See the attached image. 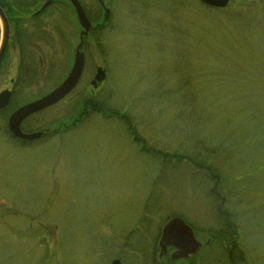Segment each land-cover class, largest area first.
<instances>
[{
    "label": "rangeland",
    "instance_id": "rangeland-1",
    "mask_svg": "<svg viewBox=\"0 0 264 264\" xmlns=\"http://www.w3.org/2000/svg\"><path fill=\"white\" fill-rule=\"evenodd\" d=\"M78 1L100 24L97 2ZM105 5L79 85L34 125L72 129L20 150L0 135V264H164L157 244L172 217L209 241L172 264H264V0ZM42 19H59L55 66L24 101L63 81L78 42L66 1ZM86 102L100 114L72 121Z\"/></svg>",
    "mask_w": 264,
    "mask_h": 264
},
{
    "label": "flooded vegetation",
    "instance_id": "flooded-vegetation-1",
    "mask_svg": "<svg viewBox=\"0 0 264 264\" xmlns=\"http://www.w3.org/2000/svg\"><path fill=\"white\" fill-rule=\"evenodd\" d=\"M46 1L47 0H43L42 4L38 6L36 5L38 0H0V9L6 17V25L4 24V27H6V32L4 31L3 24L0 22V49L3 38L6 39L4 51L0 59V73L4 74V88L0 91V93L4 91L9 93V102L7 107L3 110H0V135L1 137H3L6 143L18 150L31 147L34 144L41 143L42 141L63 133L61 131L66 132L71 129V127H66L65 124H59L58 128L49 129L50 133L47 136L39 138L38 140L29 141L15 136L14 134H12L8 127L10 117L19 108L42 97L40 96L31 101H24L23 97L25 92L27 91L25 90L26 87L41 86V84L44 83L46 76L49 75V73L54 69L55 66V47L59 44V26H57L59 19H42V16L59 0L53 1L48 7H46L42 12L39 13L38 11H40L41 7ZM34 7L36 8L34 13L32 15L30 14L29 16V8ZM37 13L39 14L35 15ZM105 20L106 27L109 19ZM89 22L91 23V28L88 31V34L86 36L80 37L82 34V29L79 28L80 31L78 33V42L71 51L72 63L74 52L77 46L82 42L81 52L83 53L84 57V67L86 65V47L87 45H89L87 41L91 35H94L96 33V28L98 26L96 23H93V21H90V19ZM79 82L77 86L79 85ZM102 84L98 85L95 90H91L89 88L88 92L91 97L95 96V92L100 89ZM65 99L61 103H64ZM54 107L49 108L45 111H49ZM96 107L97 106L92 104L91 102L84 103L81 108L82 112L78 115V118L80 117V119L76 120L75 117H73L72 121L79 123L82 122L84 116L86 118L90 114L89 112L91 109L94 110V114L98 112L100 114V108L98 110V107ZM40 113L33 114L32 116L24 119L19 124L18 129L20 134H22L23 136H27L43 130L34 128V125L37 122L36 117H38ZM104 117L106 119L112 118L110 114ZM74 122L71 123L72 126L76 125V123ZM196 240L198 239L196 238ZM157 249L158 252H156V257L158 263L164 262V264H172L186 262L171 261V256L173 253H175V249L173 247H166L164 250H159L157 244Z\"/></svg>",
    "mask_w": 264,
    "mask_h": 264
},
{
    "label": "water",
    "instance_id": "water-1",
    "mask_svg": "<svg viewBox=\"0 0 264 264\" xmlns=\"http://www.w3.org/2000/svg\"><path fill=\"white\" fill-rule=\"evenodd\" d=\"M53 1L54 0H48L41 8V11H43ZM66 1L71 5L72 9L74 10L78 24L83 30L81 37L86 36L91 28V24L87 20L82 7L80 6L77 0ZM97 1L104 10V19H108L109 11L105 8L104 0ZM199 1L203 5L210 8L224 9L230 2L234 0ZM5 19V15L0 9V22L3 24V27L4 24L6 25ZM4 31L6 32V27H4ZM5 41L6 39L3 38L0 49V59L4 51ZM81 48L82 42L77 46L74 52L73 64L69 74L57 88L45 95L43 98L21 107L10 117L8 127L12 134L29 141L37 140L49 134L48 130H43L36 134L23 136L19 132V124L32 114L41 112L47 108H50L51 106H54L55 104L63 100L74 89L83 71L84 59L83 54L81 52ZM104 79L105 72L102 69H98L94 81L91 83V86L93 88H96L97 84H100ZM8 101L9 93H0V110L4 109L7 106ZM168 246H172L176 249V253L173 254L171 257L172 261L193 257L198 253L201 248V245L195 240L191 228L180 218H173L169 220L162 228L159 247L161 248V250H164ZM112 264L120 263L118 261H114Z\"/></svg>",
    "mask_w": 264,
    "mask_h": 264
},
{
    "label": "trees",
    "instance_id": "trees-1",
    "mask_svg": "<svg viewBox=\"0 0 264 264\" xmlns=\"http://www.w3.org/2000/svg\"><path fill=\"white\" fill-rule=\"evenodd\" d=\"M129 129V128H128ZM218 208V207H217ZM219 210V209H218ZM228 226H229V224H228ZM221 237V236H220ZM217 239L218 237H214V239ZM230 245H232L233 244V241H230V242H228Z\"/></svg>",
    "mask_w": 264,
    "mask_h": 264
}]
</instances>
